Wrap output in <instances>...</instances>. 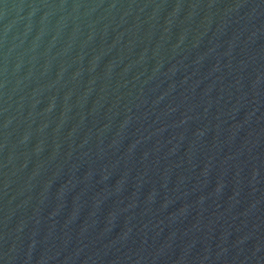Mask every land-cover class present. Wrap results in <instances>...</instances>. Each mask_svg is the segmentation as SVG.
I'll list each match as a JSON object with an SVG mask.
<instances>
[{
  "label": "water",
  "instance_id": "95a60500",
  "mask_svg": "<svg viewBox=\"0 0 264 264\" xmlns=\"http://www.w3.org/2000/svg\"><path fill=\"white\" fill-rule=\"evenodd\" d=\"M0 264H264V0H0Z\"/></svg>",
  "mask_w": 264,
  "mask_h": 264
}]
</instances>
